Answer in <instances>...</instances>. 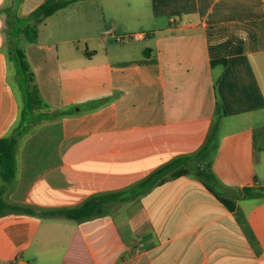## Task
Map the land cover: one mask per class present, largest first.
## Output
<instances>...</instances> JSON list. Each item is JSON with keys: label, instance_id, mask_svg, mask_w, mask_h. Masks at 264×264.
<instances>
[{"label": "crops", "instance_id": "0c3cea01", "mask_svg": "<svg viewBox=\"0 0 264 264\" xmlns=\"http://www.w3.org/2000/svg\"><path fill=\"white\" fill-rule=\"evenodd\" d=\"M45 1L23 0L20 11ZM83 1L47 17L24 46L60 114L31 123L17 177L0 179V191L40 210L79 206L198 153L215 127L205 163L218 180L210 189L197 175L178 176L83 220L0 215V264H65L86 248L96 264H264V196L241 194L264 187V0H150V15L126 0V13L114 3L93 29L81 10L67 11ZM8 2L0 0V61ZM48 24L53 36L44 38ZM81 83L94 94L81 95ZM7 108L0 100V137L20 116L17 100Z\"/></svg>", "mask_w": 264, "mask_h": 264}, {"label": "trees", "instance_id": "16d2710c", "mask_svg": "<svg viewBox=\"0 0 264 264\" xmlns=\"http://www.w3.org/2000/svg\"><path fill=\"white\" fill-rule=\"evenodd\" d=\"M22 1L17 0L15 3H7L2 9L7 15V27L5 31L7 32L9 51L17 60L21 88L24 94L23 106L20 108L17 124L9 134L0 137V179L8 185L12 184L17 177L19 144L22 136L27 133L31 123H38L41 120L53 118L60 114L58 110H49L48 104L40 93L36 84L35 72L28 61L27 52L21 46V43L24 41L23 35L26 36V41H34L39 33L40 26L38 25L58 10L78 0H46L26 17L20 11ZM32 20H35V22H32ZM105 101L106 98L97 99L93 102V105L98 106ZM220 108L221 106L219 105ZM217 143V129L215 127L198 153L185 157H177L167 162L130 189L94 197L75 207L40 210L12 202L0 191V215L12 213L39 214L47 218L61 217L72 220H83L109 213L117 205L138 198L156 186L186 174L197 175L210 189H214L218 179L210 162L205 163V160H209L210 154L217 147ZM241 194L243 197H262L264 196V187L246 186L241 189ZM223 200L229 206L235 207L228 199L223 198ZM246 229L249 233L254 234L251 228ZM64 263L96 264L87 248L79 254L68 253L64 258Z\"/></svg>", "mask_w": 264, "mask_h": 264}, {"label": "rangeland", "instance_id": "374dc122", "mask_svg": "<svg viewBox=\"0 0 264 264\" xmlns=\"http://www.w3.org/2000/svg\"><path fill=\"white\" fill-rule=\"evenodd\" d=\"M17 1V0H16ZM15 0H9V4L11 2L15 3ZM132 5V8L140 7L141 5L144 6L145 11L147 12L148 15L151 14V1L150 0H130ZM114 3H119V4H125V12H127L128 8V2L126 0H84L82 4H78L74 8L69 9L67 11H71L74 13L72 15H75L77 13V10H81L82 16L81 19L83 21V25L89 26V28L93 29L94 26H96L97 23H103L104 17L111 9L113 6L112 4ZM25 7V6H24ZM23 7V15L28 16L29 13H27L26 8ZM114 9V8H113ZM67 13V12H63ZM32 22H35V20H32ZM40 26V25H38ZM54 24L52 26L50 24L44 26L43 30V37L44 38H49L52 35V31L54 28ZM108 26V25H107ZM6 29V27L4 28ZM3 37L7 39V32L3 30ZM24 41L21 43L22 47H24L27 44L26 41V36L23 35ZM58 39V38H57ZM76 40L74 37H71V41ZM6 41V40H5ZM79 44L80 49L83 51H86V42L85 41H80V42H75L74 43ZM71 44V45H74ZM62 46V45H61ZM81 52L78 53V58L81 57ZM3 55L5 57H1L0 61V100L4 101L7 105L9 110H15L16 107V100L19 108L23 106V99H24V94L21 88V81H20V75L18 72V65H17V60L12 56V54L9 51V43L8 39L5 43L4 46V51ZM80 61V59H78ZM82 62H78L77 64V70L80 72L81 69V64ZM81 86L83 89L79 90V93L81 95L86 94V95H91L94 94L93 89L88 87V83H81Z\"/></svg>", "mask_w": 264, "mask_h": 264}, {"label": "built area", "instance_id": "2783aa9c", "mask_svg": "<svg viewBox=\"0 0 264 264\" xmlns=\"http://www.w3.org/2000/svg\"><path fill=\"white\" fill-rule=\"evenodd\" d=\"M105 32L109 33V32H111V30H106ZM143 37H145L144 33H133V34L127 35V38H130V39H140Z\"/></svg>", "mask_w": 264, "mask_h": 264}]
</instances>
